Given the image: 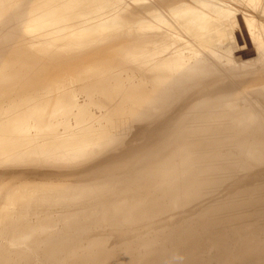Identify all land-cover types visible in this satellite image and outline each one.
<instances>
[{
	"label": "bare ground",
	"instance_id": "1",
	"mask_svg": "<svg viewBox=\"0 0 264 264\" xmlns=\"http://www.w3.org/2000/svg\"><path fill=\"white\" fill-rule=\"evenodd\" d=\"M160 1L157 5L162 11L151 15L159 22L158 29L164 30V39L145 34L146 38L138 40L145 39L144 44L136 47L138 51H131L133 60L91 66L77 72L75 78L57 79L58 83L43 82L50 87L38 95L28 96L32 98L28 100L18 97L15 90L8 87L5 99L0 98V108L3 107L0 110V161L10 159V162L20 163L27 155L45 162H71L83 149L88 156L115 143L120 135L126 136L125 129L116 130L124 127L122 118H142L145 115L142 110L150 103L160 96L171 97L170 93L160 90L163 84L175 85L180 81L179 77L170 75L169 70H163L162 74L168 71L161 78L163 84L155 83V87L149 89L152 95H148L145 86L149 85L143 80L146 75L137 72L142 64L160 68L166 63L202 64L208 72L204 74L215 81L213 110L185 118L177 135L181 144L179 151L130 180L95 179L83 189L73 190L21 186L7 197L6 206L13 211L51 207L57 213H45V221L61 215L72 225L95 218L113 222L117 226L112 229L142 225L187 207H195L201 213L213 210L209 223L190 222L189 227L180 232L146 235L143 241H150L146 254H133L123 247L116 252L115 247L121 243L109 248L113 255L111 263H105L97 252L115 241L107 234L93 236V246L83 256L84 264L150 261L207 264L204 260L201 263L194 260L198 259V246L212 240L211 225L219 228L221 245L225 241L234 244L229 253H217L218 264H264V69L241 74L242 70L234 67L252 59L242 61L237 55L254 52L257 56V51L264 48V29H254L258 19L247 11L217 2L215 10L207 15L187 5L166 9L171 0ZM246 1L254 11V2ZM9 2L0 0V45L6 49H25L27 36L54 46L76 44L78 39L89 36L104 40L110 29L125 34L122 33L124 28L136 25L142 29L147 20L143 10L140 13L132 9L126 0H20L16 5ZM207 3L213 2H202L203 7L206 8ZM179 10L181 15L172 13ZM65 12L67 16L60 19L49 17ZM173 16L179 17L178 22L171 21L175 20ZM168 33L175 36L171 42L167 39ZM185 39L187 47L179 46L171 51L174 43ZM203 51L214 52L231 65L227 69L217 65L216 70L210 71L209 63L200 59L201 56L205 59ZM139 59L143 61L138 67ZM144 72L152 74L148 69ZM34 89L35 84H28L26 93ZM140 170L139 167L136 171ZM16 196L22 201L18 202ZM201 200L211 202L197 205ZM5 213L10 212L0 209L2 222ZM43 219H38L39 225L46 230ZM165 223L170 224L172 220L167 219ZM199 227L203 232H198ZM96 228L99 227L93 229ZM167 242L174 244L173 247L165 248ZM23 243L16 241L15 244ZM3 248L14 253L6 250L0 256V264H20L22 254L17 253L22 250L7 245L0 247ZM72 250L65 248L59 255L47 254L46 248L45 253L51 264H67L69 256L75 253ZM76 262L73 260L71 264Z\"/></svg>",
	"mask_w": 264,
	"mask_h": 264
},
{
	"label": "rangeland",
	"instance_id": "2",
	"mask_svg": "<svg viewBox=\"0 0 264 264\" xmlns=\"http://www.w3.org/2000/svg\"><path fill=\"white\" fill-rule=\"evenodd\" d=\"M9 1L10 5H16L20 0ZM126 1L130 3L132 9L140 13L143 10L147 16H145L146 24L142 29L136 25L133 28L126 27L122 31L125 34H121L117 29H110L106 31L104 40L98 39L99 36H89L78 39L76 44L68 45L57 44L54 46L51 43L41 42L34 36H27L26 48L22 50L6 49L0 45V98L5 99L8 87H11L18 97L25 100L32 99L28 96L38 95L42 90L45 88L47 90L50 87L43 82L58 83L57 79L75 78L74 75L77 72L95 65L129 62L135 58L131 51H138L136 47L144 44L145 39L138 40L146 38L145 34L156 38L158 36V40H163L165 32L158 29L159 27L156 25L159 22L151 15L154 12L162 11L161 7L157 5L161 1ZM206 1L213 3L211 5L207 3L205 8L202 2ZM252 1L255 4L254 11L246 0L243 2L241 0H171L170 4L164 8L186 7L185 5H187L197 12L209 15L210 11L215 10L217 2L238 11H247L252 18L258 19V24L254 29L263 30L264 16L260 13H264V0ZM149 11L150 13H148ZM172 13L181 15L182 12L179 10ZM67 14H51L49 17L60 19L66 17ZM172 18L175 19L171 20L172 22L179 20L178 16ZM139 33L143 35L139 37ZM173 38H175L174 34L168 33L167 39L170 42ZM186 43V39L174 43L171 51H175L179 46H185ZM263 50L264 48L261 47L255 58L247 63H240V66L236 64L234 67L238 68L237 70H242L239 71L241 74L257 68L264 69ZM201 53L206 60L203 56L200 59L209 63L210 71L216 70L217 65L224 66L223 69H227V66L231 65L230 62H225L224 59L216 56L214 52L203 51ZM142 61V59L138 60V67ZM202 67V64L175 65L166 63L165 67L160 68L155 65L149 67L142 64L137 72L146 75L143 80L147 81L149 85L145 86L148 95H152L149 89L154 88L156 84H163L161 78L168 73L167 71L162 74L163 70H169L170 75L180 78L178 84L168 86L163 84L160 88V90L170 93L171 97L160 96L154 103H150L146 106L147 108L142 110L145 111L142 118L123 117L124 127H117L116 130L125 129L126 136L121 137L120 135L121 138L119 137L115 143L112 142L109 146L91 152L88 156L86 149H83L71 162H45L27 155L20 163L10 162V159L0 161V209L10 212L4 214L3 222L0 221V247L7 245L12 249L22 250L17 253L22 254L21 259L18 260L20 264H51V260L45 253L46 248L49 250L47 254L54 252L59 255L65 248L74 249L72 251L75 253L69 256L68 260L70 261L67 264H71L73 260L77 261L76 264H84L85 257L83 256L93 246L94 237L107 234L115 242L108 243L99 249L97 256L101 255L105 263H111L113 255L109 248L120 245L119 243L121 245L115 247L116 252H120L123 247L125 251L132 250L133 254L143 255L149 250L147 244L150 241H143L146 235H168L171 232H180L182 228H188L190 222L208 221L207 223H209L213 219V210L201 213L195 207L183 208L179 212L177 210L164 218L155 219L142 225L112 229L113 226H117L113 222L95 220V218L93 221L77 222L72 225L68 224L65 221L66 217L61 215L56 216L52 221H45L43 219L46 216L45 213H57V211L51 210V207L45 210L27 207L13 211L6 206L7 197L21 186H42L48 189L57 187L73 190L83 189L95 179L114 177L116 180L127 181L177 153L181 146L177 135L184 119L190 118L196 113L209 112L214 108L216 95L212 85L215 84V81L206 76L208 72L205 67ZM146 69L152 74L144 72ZM28 84H35V89L26 93ZM2 109L3 107L0 108V110ZM139 167L142 170L136 171ZM15 199L18 202L22 201L18 196ZM217 200L218 198L215 201ZM81 202L85 201L81 200ZM210 202L211 200H201L197 205L204 206ZM60 211L58 210L61 214L62 211ZM38 219H43L42 224L46 223L45 228L48 227V229L42 230ZM167 219L172 220V223L166 224ZM96 226L99 228L93 229ZM218 230L217 225L210 226L212 240L210 243L203 242L198 246V254H196L198 259L194 261L201 263L204 260L207 264H218L215 261L217 253L227 254L234 247L233 241H225L222 245L219 243L221 240ZM198 232H203V229L199 227ZM30 236L34 238L31 239ZM16 241L24 243L15 244ZM173 245L167 242L164 246L170 249ZM6 250L5 248L0 249V256H3ZM145 264L158 263L150 261Z\"/></svg>",
	"mask_w": 264,
	"mask_h": 264
},
{
	"label": "water",
	"instance_id": "3",
	"mask_svg": "<svg viewBox=\"0 0 264 264\" xmlns=\"http://www.w3.org/2000/svg\"><path fill=\"white\" fill-rule=\"evenodd\" d=\"M237 37H240L239 36V33L237 34ZM255 56H256V54L254 52H251V53L246 54V55L245 54H243V55L242 54L237 55V57L239 58V60H242V61H243V59H251V58H254Z\"/></svg>",
	"mask_w": 264,
	"mask_h": 264
}]
</instances>
